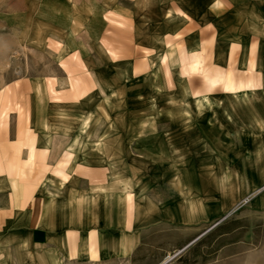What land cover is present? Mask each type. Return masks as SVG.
Segmentation results:
<instances>
[{"label":"rangeland","instance_id":"374dc122","mask_svg":"<svg viewBox=\"0 0 264 264\" xmlns=\"http://www.w3.org/2000/svg\"><path fill=\"white\" fill-rule=\"evenodd\" d=\"M14 2L0 0V60L7 59L17 75L48 78L47 133L65 158L54 164L55 171L173 174L174 156H189L190 140L206 134L211 119L225 120L233 145L230 164L246 173L252 169V91L241 99L221 86L208 92L202 70L184 72L182 57L189 66L197 53L202 69L255 76L250 64L256 53L255 16L264 13L260 0H110V31L85 61L67 55L61 38L36 23L14 31L4 12ZM262 46L257 56L264 60ZM205 95L208 100L200 106L198 97ZM238 107L244 115L237 114ZM243 149L246 155L237 164L233 158ZM260 181L250 194L231 193V201L240 200L225 221L169 264H264V207H253L264 193V164ZM240 183L237 192L248 186V178Z\"/></svg>","mask_w":264,"mask_h":264},{"label":"crops","instance_id":"0c3cea01","mask_svg":"<svg viewBox=\"0 0 264 264\" xmlns=\"http://www.w3.org/2000/svg\"><path fill=\"white\" fill-rule=\"evenodd\" d=\"M14 1L4 10L14 31L30 30L33 23L43 26L61 38L67 55L82 61L106 40L113 19L110 0ZM253 35L256 53L250 65L255 76L202 69L197 53L189 66L182 57L184 72L202 70L208 92L221 86L241 99L252 91L254 150L248 173L230 164L225 120L216 119L205 123L206 134L190 140L189 156H174L173 174L55 171L54 164L65 158L47 133L52 105L48 78L17 75L7 59L0 60V264H149L150 257L152 264H164L222 224L240 200L231 201V193L250 194L262 177L264 60L257 50L264 42V13L255 16ZM198 98L200 106L208 100L207 95ZM244 113L237 108L238 115ZM244 155L245 149L237 150L235 163ZM246 177L248 186L235 191ZM253 207H264V193Z\"/></svg>","mask_w":264,"mask_h":264},{"label":"water","instance_id":"95a60500","mask_svg":"<svg viewBox=\"0 0 264 264\" xmlns=\"http://www.w3.org/2000/svg\"><path fill=\"white\" fill-rule=\"evenodd\" d=\"M179 253V252H178ZM178 253H176L174 256H172V258H170L168 261L172 260ZM167 261V262H168ZM167 262H165L164 264H166Z\"/></svg>","mask_w":264,"mask_h":264}]
</instances>
